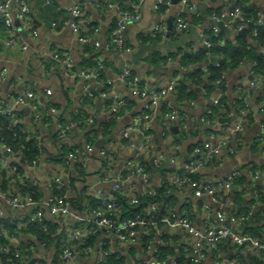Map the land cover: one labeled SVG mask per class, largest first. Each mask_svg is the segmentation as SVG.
<instances>
[{
	"label": "built area",
	"instance_id": "built-area-1",
	"mask_svg": "<svg viewBox=\"0 0 264 264\" xmlns=\"http://www.w3.org/2000/svg\"><path fill=\"white\" fill-rule=\"evenodd\" d=\"M243 3L241 0H228L226 9L211 12L212 24L201 34L203 47L209 48L214 45V42L210 39L211 33L217 35L219 30L218 21L222 19L224 20V25L236 33L245 30L250 25L252 26V34L256 33L257 26L261 24L262 19L257 13L256 16L248 15L243 7L245 3ZM12 5L17 9L19 19H24L28 12L26 0H0V30L6 31V45H18L21 48H26V44L21 42L15 35V29L9 13ZM141 5L142 0L129 1L128 7L117 17L114 27L111 29L104 44H101L93 37L95 28L88 30V22L79 3H73L69 7L70 18L64 22L70 26L72 32L80 40L88 43L98 55L103 51L121 57L122 67L117 75V80L124 83L132 95L146 100L143 110L134 115L131 124L124 126L120 131L121 139L127 141L126 145L128 147L135 145V141L131 142L129 140L132 139V135L137 136L141 142L149 139L150 124L154 117L152 107H155L158 100L163 99L169 93L175 95L176 87L181 80V77L176 75L173 80L166 84L149 88L146 87L142 77L131 70L130 63L126 57L131 47L125 41L124 29L127 23L137 21L140 18ZM162 6L163 9L160 10ZM166 6H168L167 0H153L151 4L152 9L157 10L159 13H163ZM179 6L181 11L173 19L174 25L179 30H186L188 24L185 20V12L190 11L197 15V4L193 0H179ZM51 26L56 29L57 23L52 21ZM166 27V21L161 17L153 23L145 35L147 37H156L157 34H163L166 31ZM86 29L88 30L87 32H85ZM32 32L33 34L36 33L35 30ZM206 53L208 52L206 51ZM98 55L94 57L95 68L75 67L69 54L58 48L53 49L49 53V59L62 66L64 74L67 76H82L100 81L101 78L99 79L98 77L103 66L101 65L102 61L98 59ZM165 57L167 60L171 59L168 54ZM197 63L192 65L194 70L206 69L205 66L208 64L218 65L215 59L206 63ZM4 75L5 68H1L0 78ZM259 81L258 78L251 80L248 87L236 93L238 102H236L234 121L230 127V136L220 137L217 141L209 139L195 143L191 150L196 154V158L184 162L179 169L169 170L165 174V180L163 179L164 184L162 183L163 185L158 186H163L166 193H170L173 188L191 187L194 190V195L202 198L200 200V208L202 210L203 224L200 226L195 225L189 213H177L173 206L165 207L163 213L155 218L154 214L160 208V203L155 201L147 202L144 208L145 211H141L135 217L128 218L111 214V212L118 210V204L113 196L117 191L122 192L126 197V201L133 207L140 203L139 193L154 194L156 192L157 187L151 184L150 177L152 172H156L163 163L160 154L149 163L153 167L152 171L147 170L143 165L145 163L143 157L134 154V158L139 161L132 159V157L127 158L125 161L126 169L119 176H113L111 167L116 159L115 153L105 147L96 149L99 156L96 173L100 179L112 181L111 197L105 198L100 194L93 193L92 195L98 202L92 205L91 199H84L81 210H77V204H73L67 199L71 195V178L66 179L55 171H50L47 175L41 174L40 176L36 173L45 144V140L38 135L37 127L52 123L55 128L52 139L58 148L57 163L63 167L70 166L72 168V177L82 176V171L85 169L84 162H79L77 158L84 152H92L94 146L85 136L78 144L72 143L70 132L72 127H78L85 135L86 131L89 130V126L94 124V119L84 114V108L95 92L99 97L106 99V109L110 117H114L115 120L121 116L126 106V100L120 94L107 91L109 82L106 80L100 82V88L94 93L90 84L87 83L84 86L80 105L75 110L71 121L65 120L62 115H57L55 109H52L53 115L45 108L44 102L40 100V95L42 93L49 95L51 91L48 88H43L41 91L29 83L25 85L19 94H14L13 92L0 94V116L9 118L12 126L17 127L18 124L24 123L21 111L22 108H29L30 119H33L36 123V145L39 151L34 157L28 158L24 153L30 148L28 144L25 145L24 143V145H18L17 149H13L4 141L3 137H0V218L9 216V218L17 222V225L24 226L33 222H42L43 217L46 216L47 219L63 228L65 232L57 240L55 246L51 244L47 248L29 244L35 239L27 234L20 232L9 234L8 231L0 232V264H41L39 259L43 260L44 264H77L76 258L80 253L93 252L92 243L86 244L87 240L91 236L96 237L98 235L106 237L99 244V256L101 257H106L112 253L107 248L109 240L112 241V239L128 244L141 242L158 257V245H167L168 243H159L155 238L157 237L158 240L161 239L163 241L166 233L179 229L184 230L188 235L187 242H184V248L188 255L185 264H208L207 259L215 263L220 262L223 259L222 249L225 243H229L239 249H251L256 254V257L264 262V219L259 222H253L250 219L255 214L264 215V201L260 199L261 196L264 199V190L257 192L253 197L251 203L254 204L247 206L241 211H228L221 201V192L231 190L232 186L235 187L233 191L238 187L242 193L249 187L251 182L262 179L264 183V164L259 167L249 165L246 168L235 166L224 178L215 179L207 183H201V180L196 182L189 177V174L195 172L201 171L202 173L206 169L207 164L220 162L222 153L230 155L241 144L242 131L254 119L249 97L252 87L258 85ZM221 82L222 80L219 78L214 80L213 85L217 87L216 95L212 100V104L203 108L202 120L207 124L212 123L216 116L217 107L221 105L222 99L226 96V90L221 87ZM263 106L264 104L260 105L257 110L260 114V126L264 128L262 123L264 116ZM47 115L52 117L49 119ZM78 116L82 117L74 119ZM176 116V108L169 101H166L165 111L158 117L163 127L162 134L167 131L169 122L175 119ZM222 122L224 123L225 121ZM24 124H26V127L31 125L30 121ZM63 146H65V149H63ZM251 146L257 148L260 155L264 158V133L257 132L252 139ZM172 150V155H175L177 151L176 145L173 146ZM127 169L139 176L141 185L139 192H135V186L132 184L124 186V174ZM239 176L246 177L248 182H244V179L239 181ZM4 178H7L9 180L8 183H11L9 186L1 188ZM235 181L238 184H235ZM29 187H32L36 193H41L42 197L35 198L31 191L26 190ZM62 187L65 188L63 194L52 193L55 188L60 189ZM212 203H219V206L216 205L213 208ZM4 206L9 209L16 208L18 212H12L10 209L11 213L5 215ZM246 225H250L253 228L257 227L259 236L244 232ZM145 237L148 238L147 243L143 241ZM24 248L29 255L23 253ZM39 248L48 249L50 252L48 258H37L36 252ZM54 255L57 260L54 259ZM101 260L103 259H99L96 264H102ZM135 264L150 263L139 259ZM229 264L252 263L250 256L243 260L237 254V256L229 259Z\"/></svg>",
	"mask_w": 264,
	"mask_h": 264
},
{
	"label": "crops",
	"instance_id": "crops-1",
	"mask_svg": "<svg viewBox=\"0 0 264 264\" xmlns=\"http://www.w3.org/2000/svg\"><path fill=\"white\" fill-rule=\"evenodd\" d=\"M129 1L26 0L28 12L24 19H19L14 5L9 10L15 35L26 44V48H21L18 45H6V31L0 30V69L5 68V75L0 78L1 95L7 92L19 94L29 83L41 91L43 88H48L51 93L49 95L42 93L40 100L44 102L45 108L49 110L50 114L54 115L52 109H55V113L62 115L67 121H71L75 110L78 109L83 88L87 83L91 85L94 93L100 88V82L106 80L109 82L107 91L118 93L126 100V106L121 116L104 132L102 125L110 118L106 109V99L99 97L95 92L84 108V114L94 119L93 127L96 128V132L91 139L94 150L88 153L84 152L77 158L79 162H84L85 169L82 171L81 177H72L70 166L63 167L54 160L58 150L52 139L55 132L54 125L52 123L45 126L40 125L37 130L38 135L45 140V144L36 173L40 176L41 174L47 175L50 171L59 172L66 179L74 178L73 183L77 190L85 187L90 194H100L105 198L111 197L112 181L100 179L96 173L99 159L96 149L105 147L115 153L116 159L111 167L113 176H119L126 169L125 161L127 158L132 157V159L139 161L134 158V154L140 155L143 157V161L148 163H151L153 158L160 154L163 164L167 165L168 169H179L184 162L196 158V154L191 150L195 143L209 139L217 141L220 137L230 136V127L236 111V93L248 87L251 80L256 78L260 80L258 76L253 75L252 63L249 60L243 59L236 66L229 68L223 74L221 82V87L226 90V96L217 108L212 123H205L202 120L203 108L212 104L217 87L214 86L212 91H207L205 87L206 78L196 80L189 75L194 70L192 65L197 62L182 65L181 57L184 53L195 54L203 47L201 34L212 24L211 12L226 9L228 0H193L197 4L198 15L190 11L185 12V20L188 24L186 30H179L174 25L173 19L181 11L179 0H167L168 6L163 13L152 9L153 0L147 4L145 0H142L140 18L137 21L127 23L124 29L125 41L131 47L130 52L126 54L131 70L142 77L146 87L149 88L166 84L178 75L185 84V96L176 98L173 93H169L163 99L158 100L157 105L152 107L154 117L150 124L149 139L141 142L137 136L132 135V139L129 140L135 141V145L128 147L127 141L121 139L120 131L124 126L131 124L134 115L143 110L146 100L132 95L128 87L117 80V75L122 67L121 57L110 52H100L98 59L102 61L101 65L104 66V77L97 81L82 76L65 75L62 66L55 61H50L49 53L55 48L61 49L69 54L75 67L81 68L84 59L95 51L92 48L91 52L87 50L90 45L80 40L72 32L70 26L64 23L70 18L69 7L73 3L80 4L88 22V30L95 28L93 37L104 44L117 17L128 7ZM246 4L251 10L256 11L263 21L264 0H247ZM201 6H204V12L200 9ZM161 17L166 21V31L157 37H147L145 34L150 30L153 23ZM168 18H171L172 22L170 28L168 27ZM52 21L57 23L56 29L52 28ZM33 30L36 31L35 34L32 32ZM88 30L86 29L85 32ZM235 33L232 29H230L229 34L222 30L217 32L220 35L221 43H235L239 37L245 38L250 43L249 35H246L247 37L235 36ZM251 46L254 47L252 44ZM261 49L264 47L258 46L257 50L264 53ZM167 54L170 55V60H159V57L164 58ZM152 55H156L157 58L151 57ZM204 61L201 60L198 63ZM263 85L264 78H261L258 85L252 87L249 101L254 119L242 131L241 144L230 155L222 153L220 162L207 164L206 169L202 171L201 183L224 178L235 166L246 168L249 165L259 167L264 164V158L260 152L251 146L253 137L259 132L252 130V127L260 125V114L257 108L264 103L258 102L256 97ZM166 101L174 105L177 116L169 122L167 131L162 134L163 127L158 117L162 114V106L165 107ZM24 109L22 108L21 111L22 121L29 123L30 113ZM220 117L229 118V121L219 122ZM214 125H217L219 129H215ZM70 132L71 142L74 144H78L84 136L86 137V134L84 135L78 127L73 126ZM174 145H176L177 151L175 155H172ZM124 175V186L132 184L135 186V192H139L141 189L139 176L136 173H131L128 169ZM243 179L244 182H248L246 177ZM150 181L153 186L158 187L163 183V175L159 172H152ZM71 186L73 185L70 184L71 195H74L76 189ZM233 189L222 191L221 201L228 211L237 212L254 204L251 203V200L257 192L264 190V183L262 179L251 182L242 193L238 187L234 191ZM170 193L175 196L172 206L177 213H189L195 225L203 224L200 208L202 198L195 196L191 187L173 188ZM216 205L219 206V203H212L213 208ZM3 210L5 215L11 213L7 206H4ZM104 237L103 235L93 237L91 242L93 252L80 253L76 258L77 264H96L99 259H104L105 257L99 256V244L106 238ZM187 238L188 235L182 229L166 233L163 241L161 239L159 241L156 237L155 239L159 243H168L169 251L161 259H169L171 264H185L188 255L184 248V242H187ZM107 245L112 253L122 259V264H135L139 259L146 260L150 264L151 261L160 260L150 248L141 242L128 244L112 239ZM49 253L48 249L39 248L36 256L46 259ZM222 253L223 259L220 262L215 263L207 259L208 264H229V259L237 256V254L243 260L248 256H256L251 249H239L229 243H225ZM249 253L251 254L249 255Z\"/></svg>",
	"mask_w": 264,
	"mask_h": 264
},
{
	"label": "trees",
	"instance_id": "trees-1",
	"mask_svg": "<svg viewBox=\"0 0 264 264\" xmlns=\"http://www.w3.org/2000/svg\"><path fill=\"white\" fill-rule=\"evenodd\" d=\"M243 1L244 10L247 12L248 15H254L256 16V11L251 10L249 5L246 4L247 0H241ZM163 9V6L160 8V10ZM198 15V14H197ZM246 35H249V37L259 46L264 47V19L261 21V24L257 26L256 33L252 34V26L250 25L245 29ZM160 35L157 34L156 37ZM210 39L214 42V45L205 48L202 47L199 51L195 52V54H189L184 53L182 55L181 64H192L194 62H199L201 60H204L208 55L214 56L215 61L218 62V65L214 66L211 64H208L205 66L206 69H195L191 71L189 74L191 77L196 78V80H202L203 78H206L207 83L205 84L207 91H212L214 88V80L219 78L222 80L223 74L229 69L234 66H236L241 60H249L252 63V73L255 76H258L261 80V78H264V53L260 52L259 50L255 49L251 46L250 43H248L245 38L239 37L235 43L225 42L221 43V38L219 34L211 33ZM91 52V46L87 48ZM206 51L208 53H206ZM98 53L94 52L93 54L89 55L86 59H84L81 67H87V68H95V61L94 57H96ZM151 57L157 58L156 55H152ZM160 59H165L166 57H159ZM106 65V63H105ZM207 70V71H205ZM104 77V66L101 68L99 72V79ZM175 96L176 98H182L185 96V84L182 80L179 81L176 90H175ZM225 98V97H224ZM223 98V99H224ZM86 100V98H85ZM256 100L258 102L264 103V85L262 86V89L257 94ZM236 102H238L236 100ZM162 111H165V107L162 106ZM264 107V106H263ZM218 108V107H217ZM264 109V108H263ZM48 116V115H47ZM52 116H48L50 119ZM82 116H78L74 119H78ZM115 122L114 117H110L109 120L102 125V130L107 131L112 124ZM262 123L264 125V116L262 119ZM31 124V125H30ZM30 126L26 127L24 123L18 124L17 127L12 126L9 118L0 116V137H3L4 141L9 144L13 149H17L18 145H29L30 148L27 151H24L25 156L28 158L34 157L36 154H38V147L36 145L37 141V132H36V123L33 121V119H30ZM38 128V127H37ZM25 129V131H23ZM96 128L93 127V124L89 126V130L86 131V138L91 141L92 135L95 134ZM43 149V148H42ZM63 149H65V146H63ZM23 152V151H22ZM58 161L56 158L54 159ZM145 168L149 171L153 170V167L145 162L143 164ZM167 165H163V163L158 167L156 172H159L161 175H163V179L165 180V174L169 171ZM155 172V171H154ZM82 174V172H81ZM201 171L195 172L192 174H189L190 179L193 181L199 182L201 178ZM243 177L239 176V181H242ZM12 181V180H11ZM9 180L6 178L3 179V184L1 185V188H5L9 186L8 183ZM74 178H71L70 184L73 185L71 187H74ZM164 184V183H163ZM162 184V185H163ZM235 184H238V182L235 181ZM18 185V184H17ZM75 188V187H74ZM76 189V188H75ZM27 191H31L34 194L35 198H40L41 193H36L32 187L26 188ZM65 192V188L62 187L60 189H54L52 193L55 194H63ZM236 194V192H235ZM237 195V194H236ZM114 199L118 204V210L111 212V214H115L120 217H135L137 214H139L141 211H145L144 208L147 205V202L149 201H155L160 203V208L157 210L154 214V217L157 218L161 213H163L164 208L167 206H172L174 204V198L175 197L172 193H166L164 191L163 186L157 187L156 192L154 194L149 193H139V200L140 203L136 206H131L127 201L126 197L122 192L117 191L114 195ZM71 203H76L77 210H81L83 208L82 201L84 199H91V204L94 205L98 202V200L94 197V195L90 194L85 187H82L80 190H75V194L71 195L67 198ZM261 200L264 201L263 197H260ZM42 222H33L29 224H25L24 226L17 225V222L13 220L12 218H9V216H4L0 218V232L8 231L9 234L20 232L23 234H27L30 237H33L35 241L30 242L29 244L33 245H39L43 246L45 248L51 246V244H54L57 242V240L64 235V230L61 228L57 223L50 221L47 219L46 216L43 217ZM253 222H259L264 219V215L261 214H255L253 217L250 218ZM76 225V223H74ZM159 225V224H158ZM45 226V228H44ZM244 232H248L250 234H253L255 236H259V233L256 228L251 227L250 225H246L244 227ZM93 237L91 236L87 243L92 242ZM143 241L147 243L148 238H144ZM57 247V244H56ZM159 249V256L157 258L161 259L165 253H168L169 248L167 245H158ZM23 253L25 255H29L26 249L24 248ZM55 260L56 256H53ZM41 264H44L43 260H40ZM250 261L252 264H264V262L258 258V257H250ZM122 262V259L117 258L115 253H111L110 255L106 256L103 260H101L102 264H120Z\"/></svg>",
	"mask_w": 264,
	"mask_h": 264
},
{
	"label": "water",
	"instance_id": "water-1",
	"mask_svg": "<svg viewBox=\"0 0 264 264\" xmlns=\"http://www.w3.org/2000/svg\"><path fill=\"white\" fill-rule=\"evenodd\" d=\"M200 9L202 10V12H204V6H201ZM171 25H172L171 18H168V27L170 28ZM218 27H219V30H222V31H224V33L229 34L230 29H229L227 26L224 25V20H223V19L220 20V21H218ZM235 36H244V37H247V36H246V32H245V30L238 31L237 33H235ZM249 42H250L254 47H256V48L258 49L257 44H256L253 40L249 39ZM261 51H264V49H261ZM214 59H215L214 56H209L208 58L205 59L204 63L209 62V61H213ZM24 110L27 112V111H29V108H28V107H25ZM223 120H228V121H229V118H228V119H225L224 117H220V118L218 119L219 122H222ZM218 124H219V123H218ZM172 127H174V126H172ZM259 127H260L261 129H263V127H261L260 125H259ZM214 128H215V129H219V128L217 127V125H214ZM259 132H262V131H259ZM262 133H263V132H262ZM233 188H234V186H232V189H233ZM10 209H11L12 211H14V212H18V209H16V208H10Z\"/></svg>",
	"mask_w": 264,
	"mask_h": 264
},
{
	"label": "rangeland",
	"instance_id": "rangeland-1",
	"mask_svg": "<svg viewBox=\"0 0 264 264\" xmlns=\"http://www.w3.org/2000/svg\"><path fill=\"white\" fill-rule=\"evenodd\" d=\"M150 2V0H145V3ZM252 130L254 131H262L264 133V128L261 129L258 125H254L252 127ZM151 264H171V261L169 259H160L157 261H151Z\"/></svg>",
	"mask_w": 264,
	"mask_h": 264
}]
</instances>
